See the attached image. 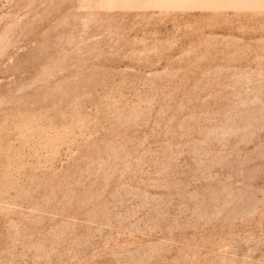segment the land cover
Segmentation results:
<instances>
[{
	"label": "rangeland",
	"instance_id": "1",
	"mask_svg": "<svg viewBox=\"0 0 264 264\" xmlns=\"http://www.w3.org/2000/svg\"><path fill=\"white\" fill-rule=\"evenodd\" d=\"M0 264H264V0H0Z\"/></svg>",
	"mask_w": 264,
	"mask_h": 264
}]
</instances>
